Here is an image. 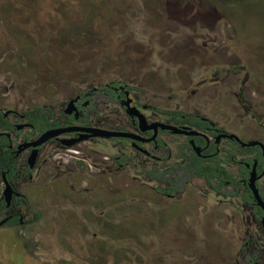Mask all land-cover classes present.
Listing matches in <instances>:
<instances>
[{"label": "rangeland", "instance_id": "obj_1", "mask_svg": "<svg viewBox=\"0 0 264 264\" xmlns=\"http://www.w3.org/2000/svg\"><path fill=\"white\" fill-rule=\"evenodd\" d=\"M110 81L135 87L143 104L201 114L264 142V0H0V111L45 104L59 117L80 91ZM95 100L97 124H125L118 104ZM52 147V154L62 149ZM44 158L32 183L22 176L16 184L33 192L42 218L0 226V264H231L245 232L255 229L247 208L219 196L199 198L216 205L218 217L207 222L197 214L201 220L190 226L181 204L158 218L167 204L158 205L152 189L109 188L107 205H83L55 178L75 163L65 169L57 161L52 177L41 180ZM117 177L111 184L123 185ZM192 181L205 191L203 180ZM44 191L54 199H41ZM101 211L111 214L108 221L99 220Z\"/></svg>", "mask_w": 264, "mask_h": 264}, {"label": "flooded vegetation", "instance_id": "obj_2", "mask_svg": "<svg viewBox=\"0 0 264 264\" xmlns=\"http://www.w3.org/2000/svg\"><path fill=\"white\" fill-rule=\"evenodd\" d=\"M235 69H237V67H232V70ZM112 82L121 83L118 85H113ZM102 86L112 89L115 95L111 96L104 92L103 88H101ZM102 86H89L80 91L75 96H73L66 102L65 107L61 111L59 117L55 115V112L51 106L45 104L37 105H45L51 107L54 113V118L61 121L60 126L52 128L70 125L83 127H99L109 130L131 132L136 134L139 138L91 137L89 139L79 141L73 144L72 146H66L62 143L61 139L68 140L72 138H77L79 137L80 133L72 132L61 134L58 137L50 139L39 147V153L36 159V164L34 168H30L27 160L32 149L30 148L21 153H17L18 146L25 141H32L38 138L43 132L52 128L46 129L41 133L37 132L31 134L33 131V125L28 121V118L25 115L26 110L22 113L16 110L0 111L4 115V118L10 120L14 125V128L11 131L8 129L0 131V136L4 135L8 138L9 149L13 153H16V156L20 157V166L18 168L16 176L12 181H9L7 175L4 174L2 170H0V177L2 183V192L0 193V200H3L7 207V209L4 210L2 216H0V226L11 225L8 224V221L11 220L14 216L18 217L19 224H13L11 226H23L27 223L33 222L31 220L34 218V215L32 219H24L25 214L23 213V211L27 210L31 212L26 207V203L24 201L23 206H16L17 203L19 204V201L25 198L27 199L28 204L33 209L32 199L30 198L29 193L24 192L23 189H18L16 187V184H18L19 178L22 176L27 177L28 181H30L31 183L33 182V180L35 179L34 172L37 169L38 164L40 163V158L42 154H45V158L43 159L44 168L42 169L41 180H45L47 178L49 179L52 177L53 173L51 169L55 162L58 161L60 164H62L61 166L65 169L69 168L68 163H75L74 167L72 168V172H67L63 168L59 167L62 169V176L59 175V177L55 178L61 181L62 188L59 189L70 188L76 190L77 197H80L83 200V202H81L83 203V205H107L106 202L108 200V197H105V195L107 193L110 196V193L107 192L109 188L152 189L155 195L159 198L157 204L161 206L164 205V203L167 204L163 207V209L166 208V210L161 211L162 209H158V214H155L159 215L158 218H161L164 212L171 209L174 203H177L181 204L180 218L185 220L190 226V222L192 220H201V217H197V214L202 213L201 215H203L204 217L203 220L207 219V222H209L208 217H218V210L213 207L217 206L207 204L206 202L202 203L200 199L203 197L210 198L211 196H219V202H227L230 203L231 206L234 204V202H236V206H238L239 202L243 207H245V210L246 208L249 210L250 218L255 221V229L250 227L248 231L245 232L246 234L243 237V246H241V248L237 251L235 255H232L230 257L231 264H264V209L257 204L253 193L248 185L250 172L254 163L257 162L256 186L258 188L261 198L264 200V156L262 153V149L259 146H243L237 140L230 139L228 137H222L220 139H217V137L221 134H234L236 136L238 135L234 132L224 130L212 119L201 114H191L185 112L190 115H200L204 118L209 119L215 125L212 130L206 129L202 131L188 124L174 122L168 116L160 114L158 112L159 107H154L139 102L133 95V90L136 88L127 84L126 82L110 81ZM127 92H129V98L132 99L131 106H135L140 111V113L145 116L148 124L158 121L178 126H189L206 135V137L198 135L204 139V143L202 145H198L196 144L194 139V137L196 136H187L185 134H173L168 130L159 129L158 134L156 136L154 135L153 129L142 131L140 129L138 117L130 116L127 113V108L124 105V102L127 99ZM99 96L107 100V102L109 103L119 105L120 110L124 113L126 118L124 125L108 127L102 124H97L96 118L98 117V113L95 112L94 109L96 107L95 97ZM72 100H74L75 108H73L71 114H66L65 109L67 108L69 102ZM8 111L10 113L6 114ZM254 117H256V115H254ZM21 124H30V126L19 128V125ZM25 130H28L27 133L22 135ZM18 131L19 134L17 133ZM28 134H30L31 136L26 137V135ZM16 137H21V140L17 141ZM170 137H184V140L174 145V141ZM240 139L244 142L259 141L264 144L262 140H244L242 138ZM192 140L194 141L195 145L201 149L200 154L195 151L191 143ZM187 143L191 145L193 151L197 155L204 159L212 158L217 154L224 155L225 150L227 149L232 150L234 153H236V156L232 157V160L236 161V163H231L230 165H228V168L236 179L242 178L244 182L243 186H238L235 183L227 182L224 186H222V189L226 190L228 193L223 194L216 191L214 188L209 187L203 178L198 176L191 177L185 174V176H183L184 182L174 183L173 187L168 188L169 185L167 186V182L164 180L166 176L160 180L156 175L159 171H166L168 169L174 170L177 168L174 166V164L182 156L181 146H185ZM53 144H56L62 149L58 150L55 154H52ZM221 145H224V147H222ZM232 145H240L242 147H258V150H255L252 153H248V151H246L245 154H241L238 151L232 149ZM175 148L176 152L174 150ZM111 150H113V152H111ZM0 152H2L1 146ZM71 158H75V161H72ZM244 159H247L249 161H245ZM247 164H249V166H247ZM232 166L237 167L236 173L231 170ZM242 166L246 168V174L244 175L241 172ZM55 169L57 170V168ZM177 173L179 175H182L185 173V171H177ZM78 175H80L81 178L86 179L85 182H83V184H85L86 186L83 188L77 186V184H80V178L78 177ZM116 176H121L124 179V181L122 182L123 185L116 186L111 184V178H114ZM3 177H6L8 183L12 186L14 190L13 197L9 205H7L4 196L6 184ZM174 177L175 176H173V178ZM194 178H198L204 181V192L198 189L196 183H193L192 180ZM129 185L131 186L129 187ZM135 185L136 187H134ZM162 188L169 190L160 191V189ZM245 192L250 193L252 199L251 203L244 201L242 196ZM57 193H59V195L61 196H65V193L63 192L58 191ZM44 194H47L48 196ZM40 198L54 199V195L53 192L44 191ZM161 200H165V202H162ZM42 215L43 214H41L40 219L42 218ZM88 215V217H90L89 220H91L92 215L94 216L95 214L88 213ZM100 215V221H108L111 216V214L107 213L106 211H101ZM2 221H4L3 224H1ZM24 221H26V223ZM204 226H206V224H204Z\"/></svg>", "mask_w": 264, "mask_h": 264}, {"label": "trees", "instance_id": "obj_3", "mask_svg": "<svg viewBox=\"0 0 264 264\" xmlns=\"http://www.w3.org/2000/svg\"><path fill=\"white\" fill-rule=\"evenodd\" d=\"M121 82H112L113 85H118ZM103 91L107 94L114 96L115 93L112 89H109L105 86H102ZM158 112L162 115L168 116L172 121L178 122L181 124H188L193 127L198 128L199 130H212L215 125L207 118H204L200 115H190L180 110L175 109H158ZM25 115L28 118V121L33 125L34 133H41L46 129L57 127L61 125V121L54 118V113L51 107L45 105H35L32 109L26 110ZM14 125L10 120L4 118V115L0 112V131L3 130H12ZM19 134V131L17 132ZM31 136L30 134L26 135V137ZM196 144L202 145L204 143V139L201 136L194 137ZM8 138L4 135L0 136V146L2 152H0V170L7 175L8 180L12 181L17 174L18 168L20 166V157L16 156V153H13L8 147ZM232 149L238 151L241 154H245L246 151L248 153H252L255 150H258V147H242L240 145H232ZM182 156L178 161L175 162L174 166L176 169H168L166 171H159L157 173V177L161 180L167 182L168 188L173 187L174 183L184 182L183 176L185 174L189 176H198L203 178L209 187L214 188L216 191L227 194L226 190L222 189V186L225 183H235L238 186H243L244 182L241 179H236L232 172L229 170L228 165L231 163H236V161L232 160V157L236 156L232 150H225V154H217L212 158L204 159L197 155L191 145L188 143L185 146H181ZM245 161H249L244 159ZM177 171H185L184 174L179 175ZM242 174H246V168L241 167ZM173 176H175L173 178ZM169 190V189H168ZM167 189H160V191H168ZM243 199L245 202L251 203L252 199L249 192H245L243 194ZM23 201L26 203V207L33 213L34 218L31 221H37L41 217V213L39 211H34L31 206L28 204L27 199L23 198L17 203L16 206H23ZM6 204L3 200H0V216H2L4 210H6ZM26 223V221H24ZM8 224H19L18 217L14 216L11 220L8 221Z\"/></svg>", "mask_w": 264, "mask_h": 264}, {"label": "water", "instance_id": "obj_4", "mask_svg": "<svg viewBox=\"0 0 264 264\" xmlns=\"http://www.w3.org/2000/svg\"><path fill=\"white\" fill-rule=\"evenodd\" d=\"M127 99L124 102V105L127 108V113L130 116H136L138 117L139 124H140V129L142 131L154 130V135L156 136L158 134V130H168L173 134H185L187 136H205L202 132L191 128L189 126H178L174 124H168L164 122H153L151 124H148L145 116L140 113V111L135 107L131 106L132 99L129 98V92L126 93ZM74 106V100L70 101L67 108L65 109L66 114H71L73 111ZM10 113L9 111L6 113ZM30 126V124H21L19 125V128H24ZM72 132H79L80 135L77 138H72V139H61L62 143L66 146H72L73 144L89 139L91 137H100V138H117V137H129V138H139L136 134L131 133V132H126V131H120V130H109V129H104V128H99V127H83V126H75V125H70V126H64V127H58V128H52L49 129L45 132H43L38 138L32 140V141H25L21 143L18 146L17 153H21L27 149H32L29 157H28V165L30 168H34L36 164V159L39 153V147L49 141L52 138L58 137L61 134L65 133H72ZM222 137H228L230 139H235L237 140L241 145L243 146H259L262 149V153L264 156V144L259 142V141H249V142H244L242 141L238 136L234 134H221L217 137V139H220ZM195 151L200 154V148L197 147L194 143V141H191ZM249 166V164H247ZM256 166L257 162L254 163L252 170L250 172V177L248 181L249 188L251 189L253 196L259 206H261L264 209V200L261 198L260 193L258 191V188L256 186V180H257V171H256ZM5 181V190H4V196L5 200L7 202V205L10 204L14 190L12 186L8 183L6 177H3ZM4 221L1 222L3 224Z\"/></svg>", "mask_w": 264, "mask_h": 264}, {"label": "crops", "instance_id": "obj_5", "mask_svg": "<svg viewBox=\"0 0 264 264\" xmlns=\"http://www.w3.org/2000/svg\"><path fill=\"white\" fill-rule=\"evenodd\" d=\"M31 193H32V194H31ZM31 193H30V196H31V197H33V196H32V195H33V192H31ZM33 198H34V197H33ZM32 201H35V200H34V199H32Z\"/></svg>", "mask_w": 264, "mask_h": 264}]
</instances>
